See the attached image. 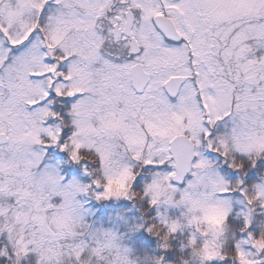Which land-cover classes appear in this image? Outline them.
Here are the masks:
<instances>
[{
    "label": "snow or ice",
    "instance_id": "6c2138e0",
    "mask_svg": "<svg viewBox=\"0 0 264 264\" xmlns=\"http://www.w3.org/2000/svg\"><path fill=\"white\" fill-rule=\"evenodd\" d=\"M49 146L86 162L88 182L44 164ZM206 151L237 179L225 180ZM261 159L264 0H0V264L29 254L35 264H106L78 196L179 208L178 218H155L170 240L217 209L219 254L199 264H264V244L253 243L264 240ZM248 168L255 181L243 178ZM230 216L244 236L221 247L225 227L236 231ZM75 224L81 231L69 232ZM119 237L105 230L108 244ZM207 239L197 227L179 254L154 256L188 264L185 249ZM115 253L116 264H141L125 246Z\"/></svg>",
    "mask_w": 264,
    "mask_h": 264
},
{
    "label": "rangeland",
    "instance_id": "374dc122",
    "mask_svg": "<svg viewBox=\"0 0 264 264\" xmlns=\"http://www.w3.org/2000/svg\"><path fill=\"white\" fill-rule=\"evenodd\" d=\"M49 147L52 148L53 150L57 149L58 151H60L55 146H49ZM49 147H47L45 149V157L43 160L44 164L55 166L57 171L59 172V174L65 177V182L67 180L73 179V178L77 179L78 181H80L82 183L88 182V177L84 174V167L86 166V162H81L80 165L75 164L76 166L81 167L79 173L74 172V173H72V175L66 176L63 173L61 166L62 165L66 166V164H70L72 162H70L68 160L66 154L62 153L61 151H60V153H62V154H61L60 158L51 156L48 153V150H50ZM204 154L207 158H209L210 160H212L214 162V165L216 167V171L220 175H222L225 180H227V178L222 174V172H220L221 166L227 167L226 163H224V161H223V158L218 157L215 153H210L207 151ZM72 164H74V163H72ZM226 172L231 177L236 176L233 173L232 169H229L228 167H227ZM227 181H229V180H227ZM178 186L183 187V184H180ZM121 188H122V185L118 181L113 182L110 185V189L113 192H119L121 190ZM232 197H233V208L235 211V210H238L239 208L242 207V205L236 203V201L240 200L241 197L240 196H234V195H232ZM77 199L81 200V202L83 204V208L87 212V215L85 216V220L94 229H96V231L94 232V235L98 239H100L101 242L104 243V245H105L106 264H116V261L114 259L115 255H116V253H115L116 245H120L121 247L125 246L128 249H130L131 257L132 258H141V264H154V257H155L154 255L155 254L154 255L149 254L148 256L147 255H141L137 252V250H139V249L132 248V247H134L133 244L135 243V236H133V233L136 232L137 230L130 231L128 227L142 223L141 220L137 216H134L135 213L130 212L131 214L129 216V215H125V212L124 213H103L100 211L99 207H102V206L99 204H102V205H105V204L109 205L110 203L121 204V203L127 202V200L119 199V200H109V201H104V202H98V201L92 199L90 196H78ZM126 211H129V210H126ZM152 211H153L152 216H153L154 220L157 216L158 211L161 215H166L169 218H178L180 216V213H181V209H179V208L165 207V206H161L159 209L153 207ZM121 216L124 217V220L127 221V224H125L124 221L120 219ZM234 219H239V218L234 217ZM185 223H186V221H185ZM197 226L200 229L208 228V225L202 221L197 222ZM262 226L264 228V223H262ZM81 228H82V226L80 224L69 225L68 231L71 233H78L81 231ZM106 229H111V230H113V232H116L118 235H120L119 239L114 241L112 244H108L106 239H105V230ZM194 230H195V227L190 226V227H186L184 232H177L176 233L179 235L178 243L180 244V246L182 244H186L187 239H188V233L192 232ZM213 230H214L213 228H208V231H207L208 239L212 238ZM145 232L147 233V231H145ZM225 232H226V228L224 231V235L222 237H220V239H219V244L221 247H224L226 244L225 243L226 242ZM243 236H244V234L242 233L241 235H239V237L237 239L243 238ZM196 248H199V246H197ZM188 251H189V253H188V257H189L188 264H199L198 255L196 254V252L193 251V249H188ZM149 256H151V259H148V260L144 259L145 257H149ZM35 262H36V255L35 254H29L27 256V258L22 262V264H35Z\"/></svg>",
    "mask_w": 264,
    "mask_h": 264
},
{
    "label": "trees",
    "instance_id": "16d2710c",
    "mask_svg": "<svg viewBox=\"0 0 264 264\" xmlns=\"http://www.w3.org/2000/svg\"><path fill=\"white\" fill-rule=\"evenodd\" d=\"M50 150H48V153L51 156L60 158L61 154L60 151H58L57 149H52L49 147ZM242 163L245 161H241ZM63 173L66 176H70L72 175V173L77 172L79 173L80 171V166H76L75 164H66L61 166ZM257 168L260 169H264V159L258 160L257 161ZM257 168H248L247 171L244 173L243 178L246 181H255L258 178V171ZM222 174L227 178V180H229L230 182L237 179L238 177V173L236 170L232 169L233 173L236 175L235 177H231L229 174H227V167L226 166H221L220 167ZM139 179V178H138ZM134 189L138 188L139 185L134 184L133 185ZM232 195L234 196H240V194L238 192L232 193ZM102 207L100 208V211L103 213H124L125 215H129L130 216V212L135 213L134 216H137L142 223H154L155 220L153 219V211L152 208H147L146 211H143L140 208L134 207L132 205V202L127 201L121 204H113L110 203L109 205L105 204H99ZM145 207H147L145 205ZM129 210V211H126ZM129 212V213H128ZM230 221L233 225V227L236 229L235 232H233V230L231 229V227H225L226 228V232H225V237H226V244L224 247H227V245L229 247H232L234 240L233 237H235V239H237L239 237V235H241L242 233H240L238 231V226L241 223L240 219H234V216H230ZM258 227L263 228L262 223L258 225ZM133 236H135V243L133 244L134 249H139L137 250V252L141 255H159L161 253V250L157 247L158 241L156 240V238L152 237L148 232L146 233L144 228H140L139 230H137L136 232L133 233ZM178 239H179V235L175 234V237L172 238L170 240V244L172 245V247L169 249V253L170 254H179L180 253V244L178 243ZM156 249V250H155ZM188 250L185 249V252H187ZM152 253V254H151ZM189 253V251H188ZM186 259L188 260L189 257L187 256ZM211 264H221V262L218 261H213L211 262Z\"/></svg>",
    "mask_w": 264,
    "mask_h": 264
},
{
    "label": "clouds",
    "instance_id": "9594fccd",
    "mask_svg": "<svg viewBox=\"0 0 264 264\" xmlns=\"http://www.w3.org/2000/svg\"><path fill=\"white\" fill-rule=\"evenodd\" d=\"M86 158V157H81ZM201 220L202 222L206 223L208 225V228H213L218 230L220 225L223 223L224 217L223 213L220 212L217 209H211L207 211L206 214H204L202 217L197 218ZM191 226H194L195 229L198 227L196 220L193 221ZM208 228L200 229L199 231L201 233H207ZM147 232L156 240L158 241L157 247H168L171 248L172 245L170 244V238H169V232L163 228L162 225L159 223H149ZM253 243H260L264 244V240H257L253 241ZM189 247H191L189 245ZM218 245L213 244V239L209 238L206 240L205 243L201 244L199 248H193V251L196 252L198 256L204 257V258H210L211 256L218 255ZM87 264V262H85ZM154 264H159V259L154 257Z\"/></svg>",
    "mask_w": 264,
    "mask_h": 264
}]
</instances>
